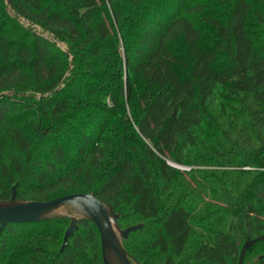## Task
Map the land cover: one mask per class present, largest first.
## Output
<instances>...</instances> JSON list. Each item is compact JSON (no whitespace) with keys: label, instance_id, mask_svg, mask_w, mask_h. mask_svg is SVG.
Masks as SVG:
<instances>
[{"label":"trees","instance_id":"16d2710c","mask_svg":"<svg viewBox=\"0 0 264 264\" xmlns=\"http://www.w3.org/2000/svg\"><path fill=\"white\" fill-rule=\"evenodd\" d=\"M10 7L0 0V199L16 185L19 200L94 194L122 229L142 225L123 241L141 264H238L264 235V0ZM69 224L8 225L0 264H104L86 219L63 251L36 241ZM260 256L264 242L244 264Z\"/></svg>","mask_w":264,"mask_h":264},{"label":"water","instance_id":"95a60500","mask_svg":"<svg viewBox=\"0 0 264 264\" xmlns=\"http://www.w3.org/2000/svg\"><path fill=\"white\" fill-rule=\"evenodd\" d=\"M7 6L8 12L15 17L16 14L10 7V0H7ZM19 19L22 24L32 27L38 34L43 33L39 27L23 18ZM43 36H50L53 39L48 33H44ZM61 47L68 51L66 45L61 44ZM6 94L11 96V93ZM119 218L120 215L115 213L108 203L94 194H70L48 201L19 200L17 199L16 185L12 189L10 199H0V233L10 224L41 223L68 219L70 224L61 247V251H63L69 245V238L78 230L79 222L86 219L99 230L104 264H141L126 250L123 241L127 240L131 233L139 230L142 225L122 229ZM261 242H264V235L246 241L241 248L238 264H244L248 250ZM263 257L260 256L258 259Z\"/></svg>","mask_w":264,"mask_h":264},{"label":"rangeland","instance_id":"374dc122","mask_svg":"<svg viewBox=\"0 0 264 264\" xmlns=\"http://www.w3.org/2000/svg\"><path fill=\"white\" fill-rule=\"evenodd\" d=\"M180 171L185 172L187 170H185L184 168H179ZM207 169V168H205ZM208 169H214V167L212 168H208ZM67 230V226H59L56 229H44L42 230L41 234L39 235V237L36 239V241L38 243L42 242L43 244H46L48 246H54L56 248H59L62 246L63 244V237L64 234ZM253 262H255V258L253 259ZM248 264H253L252 260L250 259V262Z\"/></svg>","mask_w":264,"mask_h":264},{"label":"built area","instance_id":"2783aa9c","mask_svg":"<svg viewBox=\"0 0 264 264\" xmlns=\"http://www.w3.org/2000/svg\"><path fill=\"white\" fill-rule=\"evenodd\" d=\"M174 167H176V168H181V167H178V166H176V165H173ZM185 170H190V168H184Z\"/></svg>","mask_w":264,"mask_h":264}]
</instances>
